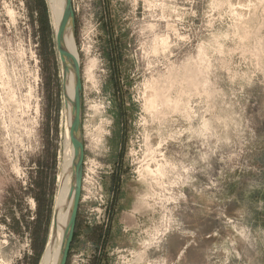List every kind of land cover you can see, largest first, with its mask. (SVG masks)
<instances>
[{"label":"rangeland","instance_id":"1","mask_svg":"<svg viewBox=\"0 0 264 264\" xmlns=\"http://www.w3.org/2000/svg\"><path fill=\"white\" fill-rule=\"evenodd\" d=\"M85 164L67 264H264V0H73ZM47 0H0V264H40L67 144Z\"/></svg>","mask_w":264,"mask_h":264},{"label":"water","instance_id":"2","mask_svg":"<svg viewBox=\"0 0 264 264\" xmlns=\"http://www.w3.org/2000/svg\"><path fill=\"white\" fill-rule=\"evenodd\" d=\"M75 9L73 0H64L63 15L57 31V47L60 54L64 81L69 72L74 73V100L72 105V120L70 125V136L74 150L73 157V181L74 199L71 207L67 226L64 231L63 241L60 249L58 264H67L71 245L75 237L78 220L79 205L82 198L85 164V141L83 134V81L81 64L79 59L68 50L66 46V35L69 30L74 33Z\"/></svg>","mask_w":264,"mask_h":264},{"label":"bare ground","instance_id":"3","mask_svg":"<svg viewBox=\"0 0 264 264\" xmlns=\"http://www.w3.org/2000/svg\"><path fill=\"white\" fill-rule=\"evenodd\" d=\"M51 12L52 24L57 35L58 27L63 15L64 0H47ZM66 46L77 59L78 50L75 41V33L69 30L66 35ZM60 55V54H59ZM64 103L68 113L69 124L67 128V144L62 155L61 171L58 175L59 186L55 200L52 225L49 235V240L46 246L45 253L40 261V264H58L60 249L63 241V235L68 223L71 207L74 199V181H73V157L74 150L70 136V125L72 120V105L74 100V73L69 72L64 81Z\"/></svg>","mask_w":264,"mask_h":264},{"label":"trees","instance_id":"4","mask_svg":"<svg viewBox=\"0 0 264 264\" xmlns=\"http://www.w3.org/2000/svg\"><path fill=\"white\" fill-rule=\"evenodd\" d=\"M76 232V231H75Z\"/></svg>","mask_w":264,"mask_h":264}]
</instances>
